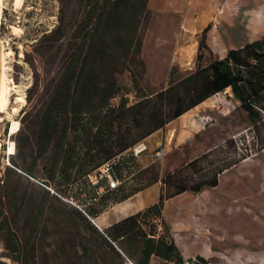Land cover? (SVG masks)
I'll return each instance as SVG.
<instances>
[{
	"label": "rangeland",
	"instance_id": "rangeland-1",
	"mask_svg": "<svg viewBox=\"0 0 264 264\" xmlns=\"http://www.w3.org/2000/svg\"><path fill=\"white\" fill-rule=\"evenodd\" d=\"M16 1L5 0L0 27V38L5 42L7 52L12 53L8 58L9 76L17 87L12 91L9 114H2L4 120L0 123L3 145L0 185L6 187V194L10 196L4 210L23 242L24 250L19 261L0 234V264H43L45 254L50 255L51 264H57L63 262L56 256L60 243L57 235L47 237L45 230L36 233L37 222L39 218L41 220L40 205L46 191L69 204L66 199L70 201L78 196L77 184L68 183L61 174L55 180L51 179L55 171L54 148L45 159H37L27 146L28 142L35 144L38 139L40 115L63 71V54L49 52L40 46L41 40L59 24L63 7L68 19L80 17L89 0H23L20 9L15 5ZM209 1L217 3L225 11L217 10L216 20L209 25L208 44L210 35L212 44H221L223 38L222 45L231 42V45L240 47L247 43L249 35L245 24H241L245 30L235 27L231 31L225 29L232 17L226 0H150V15L141 24L145 71L139 66L134 67L139 89L135 87L131 73L117 74L119 84L127 93L129 105L136 104L142 94L154 96L168 89L171 83L197 69L199 46L207 29L200 25L203 22L199 19H210L209 12L207 15L202 12ZM232 2L235 9L237 1ZM214 22L225 31L221 39L220 35L213 33ZM255 37L263 38L264 35ZM204 54L202 64L205 66L216 59L214 53L204 51ZM36 83L38 88L31 96L30 90ZM20 95L26 99L23 104L17 101ZM212 98L208 103L201 104L203 106L196 113L169 123L135 148L142 150L139 155L136 152L140 172L120 185L117 191H102L106 199L99 198L92 206L100 211L106 210L96 223L101 225L104 220L115 217L121 209L117 200L132 188L145 185L143 178H150L152 174L141 172L144 169L155 166L167 185L165 187L159 182L143 191L136 197L134 205H124L126 208L122 210L125 213L140 202L141 205L147 204L145 209L158 203L163 190L167 196L174 194L177 180L172 178L173 174L185 171L188 164L213 151L217 162L211 167L213 170L235 162L237 166L221 177L217 188L206 189L198 195L187 192L166 201L164 216L171 233L186 264H202L201 257L206 258L209 264H264V122L252 123L233 93L218 94ZM120 102L121 98H116L111 104L118 106ZM14 109H18L15 114ZM13 121L20 123V130L15 135L11 133ZM11 142L16 145L14 155L9 153ZM163 150L165 155L158 157L157 153ZM13 160L18 161L22 171L32 174L35 180L14 169ZM205 167L208 168V164ZM102 169L107 168H101L92 177L98 176L100 180ZM184 175H191L195 180L199 178L188 171ZM52 203L51 200L49 206ZM50 216L46 214L43 224L53 228L52 222L46 223ZM159 227L160 233L164 234L163 225L159 224ZM156 264L165 262L158 261Z\"/></svg>",
	"mask_w": 264,
	"mask_h": 264
},
{
	"label": "trees",
	"instance_id": "trees-1",
	"mask_svg": "<svg viewBox=\"0 0 264 264\" xmlns=\"http://www.w3.org/2000/svg\"><path fill=\"white\" fill-rule=\"evenodd\" d=\"M149 3L150 0H89L84 14L72 19H68L63 7L59 24L41 40L40 46L49 52L63 54V71L40 115L38 139L35 144L28 142L27 147L37 159H45L54 148L55 171L51 179L61 174L68 183L77 184L79 192L71 202L66 199L76 208L51 196L49 191L40 205L41 220L37 222L36 233L45 230L47 237L57 235L60 243L56 256L63 261L57 264H126L129 261L150 264L153 256L165 264H186L165 219V203L187 192L198 195L206 189L217 188L221 177L237 166V162L213 170L211 167L217 162L214 152L210 151L188 164L185 171L173 174L172 178L177 180L174 194L167 196L163 190L158 203L105 230L94 220L106 209L100 211L92 205L99 198L106 199L102 189L108 193L115 190L108 189L106 178L93 184L91 177L108 166L121 185L127 182L141 170L135 155V148L141 142L228 89L252 123L264 122V37L231 49L226 58H216L205 66L202 64L204 51L213 53L208 44L210 28L203 33L194 72L154 96L142 94L136 104L129 105L117 74L131 73L139 89L134 67L145 71L141 24L150 15ZM37 84L30 90L31 96ZM116 98H121V102L113 106L111 102ZM232 144H236L235 140ZM119 156L122 158L114 161ZM13 167L34 178L22 171L18 161L13 160ZM187 171L197 175L198 180L185 176ZM141 172L152 175L143 178L145 185L132 188L116 203L125 202L159 182L166 187V179L161 178L155 166ZM5 189L0 185V234L20 261L24 245L4 210L10 199ZM81 195L85 198H80ZM51 200L53 203L49 206ZM48 213L51 216L46 223L52 222L53 228L43 224ZM159 224L165 228L164 234L160 233ZM200 259L202 264H209L206 258ZM43 264H51L50 255L45 254Z\"/></svg>",
	"mask_w": 264,
	"mask_h": 264
},
{
	"label": "crops",
	"instance_id": "crops-1",
	"mask_svg": "<svg viewBox=\"0 0 264 264\" xmlns=\"http://www.w3.org/2000/svg\"><path fill=\"white\" fill-rule=\"evenodd\" d=\"M232 1H235V0H226L228 7L231 8L232 17H231L229 24H227L225 29H227V30L229 29L231 31V30H234L235 28H238L239 30H242L243 28L241 27V24H245L247 35H249L248 37L246 36L248 38L247 43L262 39L261 37L256 38L255 36L261 35L262 33L264 35V0H236L237 1V7H235V9L232 8V5H234ZM217 10H222L223 12L225 11V9H221V7L217 3H211L209 1V4L207 3L203 7L202 12L206 13V15L209 12L211 17L209 20H204V19L200 18L199 19L200 22L204 23V24L200 23V25L202 24L204 26V28L205 27L208 28L209 25L213 21L216 20V18L214 16L217 13ZM215 29H217V31H215ZM243 30H245V28ZM213 33L220 35V39L225 36V31H222V29L219 28V24L215 23V22H214ZM223 40H224V38H223ZM223 40H222V42H223ZM222 42H221V44H218V45L215 43L212 44L211 35H210L209 46H210L212 52L215 54V57L219 58V59L226 58L228 55V52L231 49H239V48H241L247 44V43H244L240 47H236V46L231 45L232 43L230 41H229L230 42L229 45L227 43L222 45ZM225 93L227 95L228 94L232 95L231 89H228ZM221 94H223V93H221ZM214 97H216V96H214ZM211 99H213V98H211ZM211 99L207 100V102H205L204 104L208 103V101H210ZM203 105L197 107L194 110H191L189 113H187L183 117H186L187 115L192 114V113H196V111L200 107H202ZM141 193L137 194L136 196L130 198L129 200H127L125 202L120 203L119 206L121 207V209L119 210L117 215H114L115 217H112L110 220H104L102 222V224L99 225L96 223V220L101 219V217L104 216V214L100 215L98 218H96L94 220L95 224L101 230H105V229L109 228L111 225H113L114 223H117V222L131 216V215H134V214L140 212L142 209H145L147 204L141 205V202H140V204L138 206L135 204V206L133 208H128L129 211L127 213H125L122 210V209L126 208V206H124L126 204L127 205H134V203L137 201L136 197L138 195H140ZM114 218H115V220H114ZM158 261H162V263L164 262L162 259H160L156 256H153L150 264H156V263H158ZM129 262H127L126 264H134L133 262H130V263Z\"/></svg>",
	"mask_w": 264,
	"mask_h": 264
},
{
	"label": "bare ground",
	"instance_id": "bare-ground-1",
	"mask_svg": "<svg viewBox=\"0 0 264 264\" xmlns=\"http://www.w3.org/2000/svg\"><path fill=\"white\" fill-rule=\"evenodd\" d=\"M22 2L23 0L16 1L15 5L17 6V8L20 9V7L22 6ZM4 8H5V0H0V27L2 24V20H3ZM0 51H1L0 52L1 54V57H0V123H1L4 120V118L2 117V114L8 113L10 109L12 91L16 89L17 87L15 86V83L10 79V76H9L10 67L8 66V58L12 55V53L7 52L5 42L1 38H0ZM17 101L23 104L26 102V99L23 95H20ZM17 112H18V109H14V114ZM19 130H20V123L18 121H13V124L11 127L12 135L17 134ZM2 148H3V145H2V142L0 141V165H1ZM9 153L11 155H14L16 153V145L14 142H11Z\"/></svg>",
	"mask_w": 264,
	"mask_h": 264
},
{
	"label": "built area",
	"instance_id": "built-area-1",
	"mask_svg": "<svg viewBox=\"0 0 264 264\" xmlns=\"http://www.w3.org/2000/svg\"><path fill=\"white\" fill-rule=\"evenodd\" d=\"M136 152H137V154L139 155L140 153H142V150H140V149H135V155H136ZM165 155V150H163L162 152H158L157 153V156L158 157H162V156H164ZM107 169L106 170H103L102 169V175H101V177H100V179H103V178H106L107 180H108V182H109V190H111V191H114V190H117V189H119V187H120V185H121V183L118 181V180H116L115 178H114V176L110 173V171H109V168H108V166H105ZM27 177H30V176H28V175H26ZM31 178V177H30ZM92 178V183L93 184H98V182H99V177L98 176H94V177H91ZM95 178V179H94ZM31 179H33V180H35L34 178H31ZM104 189H102L101 190V192L103 191Z\"/></svg>",
	"mask_w": 264,
	"mask_h": 264
},
{
	"label": "water",
	"instance_id": "water-1",
	"mask_svg": "<svg viewBox=\"0 0 264 264\" xmlns=\"http://www.w3.org/2000/svg\"><path fill=\"white\" fill-rule=\"evenodd\" d=\"M1 52V51H0ZM0 57H1V54H0Z\"/></svg>",
	"mask_w": 264,
	"mask_h": 264
}]
</instances>
